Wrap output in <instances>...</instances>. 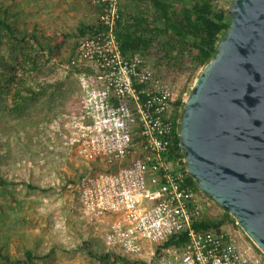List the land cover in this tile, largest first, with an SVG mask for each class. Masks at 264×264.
I'll return each instance as SVG.
<instances>
[{"label": "built area", "instance_id": "obj_1", "mask_svg": "<svg viewBox=\"0 0 264 264\" xmlns=\"http://www.w3.org/2000/svg\"><path fill=\"white\" fill-rule=\"evenodd\" d=\"M92 2L101 10L94 34L70 61L81 68L79 93L63 140L81 161L72 191L87 217L102 223L101 241L133 264H264L235 222L219 230L193 226L210 204L188 183L176 141L177 96L139 54L121 52L119 0ZM180 236L178 250L157 252Z\"/></svg>", "mask_w": 264, "mask_h": 264}, {"label": "trees", "instance_id": "obj_2", "mask_svg": "<svg viewBox=\"0 0 264 264\" xmlns=\"http://www.w3.org/2000/svg\"><path fill=\"white\" fill-rule=\"evenodd\" d=\"M129 1L133 4L132 11L121 14L118 20L117 38L121 52L126 56L139 54L144 62L156 58L169 69L177 68L176 73L189 64L191 70L187 81L191 86L199 68L214 55L216 42L228 25L226 7L215 8L212 0ZM92 6L96 12L94 22L80 20L73 30H55L49 35L25 21L18 27L12 20L14 14L8 12L7 7L0 9V133L22 130L31 142L40 127L52 118L61 117L63 123L77 113L74 103L77 104L79 88L74 76L81 68L70 61L80 41L95 32L101 5ZM68 39L72 42L63 50ZM182 103L179 95L174 106L181 108ZM180 114L181 111L177 116ZM8 120L13 122L8 123ZM7 183L0 174V186ZM188 183L198 191L190 176ZM216 208L220 212L211 211L205 218L195 220L193 226L197 230H219L224 225H235L227 212ZM183 240V236L179 240H168L157 248V252L170 246L178 250ZM84 244L88 246V243ZM88 252L95 255L91 249ZM113 255L112 261L123 259L128 262L117 253ZM44 256L27 248L22 264H36L34 259ZM109 257V252L98 255L101 261ZM14 262L0 252V264Z\"/></svg>", "mask_w": 264, "mask_h": 264}, {"label": "water", "instance_id": "obj_3", "mask_svg": "<svg viewBox=\"0 0 264 264\" xmlns=\"http://www.w3.org/2000/svg\"><path fill=\"white\" fill-rule=\"evenodd\" d=\"M183 99L178 142L198 190L264 255V0H231Z\"/></svg>", "mask_w": 264, "mask_h": 264}, {"label": "rangeland", "instance_id": "obj_4", "mask_svg": "<svg viewBox=\"0 0 264 264\" xmlns=\"http://www.w3.org/2000/svg\"><path fill=\"white\" fill-rule=\"evenodd\" d=\"M54 1L53 7H58L53 16L49 2L44 0H0V9L7 7L8 12L14 14L12 20L18 27L25 21L48 35L55 30H73L80 20L91 23L95 20L92 0ZM75 1H79V7ZM230 1L212 0L215 8H227ZM119 2L125 14L132 11L133 4L129 0ZM71 42L72 39H68L63 50ZM145 64L177 97L185 98L190 87L187 81L191 70L189 64H185L180 73L175 72L177 68L169 69L153 57L146 59ZM74 79L78 85L75 76ZM61 120L56 117L43 124L31 142L22 130L0 133V174L8 181L0 186V252L15 260L13 264L23 263L27 248L37 255H45L34 259L36 264H133L134 261L128 258H125L128 262L123 259L112 261L116 252L108 250L101 241L102 223L89 219L79 206L72 191V181L81 169L78 166L81 161L72 152L67 153L63 140L66 123ZM204 198L210 204V212H220L209 198ZM234 229L245 236L238 226ZM89 249L95 255L89 253ZM106 252L110 253L109 259L101 261L98 255Z\"/></svg>", "mask_w": 264, "mask_h": 264}, {"label": "crops", "instance_id": "obj_5", "mask_svg": "<svg viewBox=\"0 0 264 264\" xmlns=\"http://www.w3.org/2000/svg\"><path fill=\"white\" fill-rule=\"evenodd\" d=\"M44 1H45V2H49V4H48V5H49V11L53 13L52 16L55 15V13L57 12V11H56V10H57L56 7H58V6H54V7H53V5H52V1H54V0H44ZM57 1L60 2V0H56V1H54V2H55V3H58ZM67 1H68V0H67ZM73 1H74V0H73ZM75 3H76V5L79 7V1H78V2L75 1ZM76 8H77V7H76ZM82 8H83V7L81 6L80 9H82ZM93 8H94V7H93ZM49 11H47V13H48ZM47 16L49 17V16H51V15L48 14ZM94 18H95V17H94Z\"/></svg>", "mask_w": 264, "mask_h": 264}]
</instances>
